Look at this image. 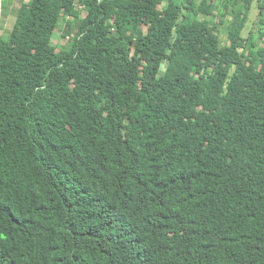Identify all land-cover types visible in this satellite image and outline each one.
<instances>
[{"label": "trees", "instance_id": "1", "mask_svg": "<svg viewBox=\"0 0 264 264\" xmlns=\"http://www.w3.org/2000/svg\"><path fill=\"white\" fill-rule=\"evenodd\" d=\"M248 1L18 10L0 36V264H264V0Z\"/></svg>", "mask_w": 264, "mask_h": 264}, {"label": "rangeland", "instance_id": "2", "mask_svg": "<svg viewBox=\"0 0 264 264\" xmlns=\"http://www.w3.org/2000/svg\"><path fill=\"white\" fill-rule=\"evenodd\" d=\"M29 0H8L9 5L8 8L6 9V13L3 14L2 16V6H0V36L1 37H8L13 30L15 20H16V15L18 10L26 6ZM201 0H197V2H200ZM238 1V7H246L249 5L250 1L248 0H237ZM79 9V5L77 7ZM5 11V10H3ZM259 8H258V3L254 2L251 5L250 12H249V19L247 22L246 29L244 31V37H247V34L249 31L254 30L258 26L259 22ZM81 16H84V12L81 14ZM233 16L228 15L222 24H218V31H219V40H220V45L222 47L226 46L229 44L228 42V27L231 25ZM67 21L64 20L61 24L60 30L57 31L54 35L52 45L58 48H64L67 46L69 42H71L72 38L75 35L76 32V23L77 20H72ZM219 17L216 18V22H218ZM7 48V44H2L0 47V52H4L5 49ZM159 83V80L157 81Z\"/></svg>", "mask_w": 264, "mask_h": 264}, {"label": "bare ground", "instance_id": "3", "mask_svg": "<svg viewBox=\"0 0 264 264\" xmlns=\"http://www.w3.org/2000/svg\"><path fill=\"white\" fill-rule=\"evenodd\" d=\"M0 2H1V0H0Z\"/></svg>", "mask_w": 264, "mask_h": 264}]
</instances>
